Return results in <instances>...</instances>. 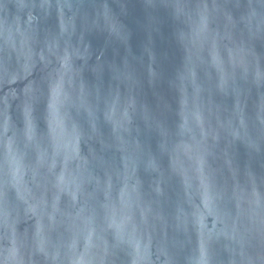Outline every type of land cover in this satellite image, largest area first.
Instances as JSON below:
<instances>
[{"label":"water","instance_id":"water-1","mask_svg":"<svg viewBox=\"0 0 264 264\" xmlns=\"http://www.w3.org/2000/svg\"><path fill=\"white\" fill-rule=\"evenodd\" d=\"M0 264H264V0H0Z\"/></svg>","mask_w":264,"mask_h":264}]
</instances>
